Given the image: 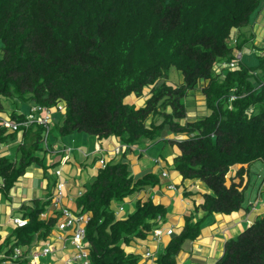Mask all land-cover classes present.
Here are the masks:
<instances>
[{
  "label": "trees",
  "instance_id": "16d2710c",
  "mask_svg": "<svg viewBox=\"0 0 264 264\" xmlns=\"http://www.w3.org/2000/svg\"><path fill=\"white\" fill-rule=\"evenodd\" d=\"M260 9V0H0V113L5 103L17 101L51 111L63 104L57 127L62 138L77 132L98 141L114 138L127 153L143 141L178 146L173 174L200 180L210 191L193 202L184 227L154 262L179 264L184 243L200 236L207 217L247 209L246 170L255 161L264 163V56L257 66L217 69L233 60L235 31L251 25ZM172 68L183 75L178 86L167 83ZM200 87L211 112L182 124L185 100ZM131 95L138 102H126ZM25 118L10 115L16 123ZM7 130L0 126V143L20 144L16 159L0 148L5 196L28 167H45L49 152L42 146L49 143L44 127ZM117 156L98 169L73 209L90 213L85 241L91 264H139L142 256L126 248L146 243L167 224V207L151 197L137 199L132 213L117 216L114 203L161 184L154 172L135 177L126 153ZM60 163L45 171L55 174ZM238 165L248 168L234 171ZM50 180L55 188L58 178ZM183 191L187 198L193 194ZM51 198L23 206L28 223L0 243V264H30L13 261L14 248L29 253L51 238L60 220ZM215 264H264V213L227 241Z\"/></svg>",
  "mask_w": 264,
  "mask_h": 264
},
{
  "label": "crops",
  "instance_id": "0c3cea01",
  "mask_svg": "<svg viewBox=\"0 0 264 264\" xmlns=\"http://www.w3.org/2000/svg\"><path fill=\"white\" fill-rule=\"evenodd\" d=\"M260 2L261 9L254 22L247 27L236 30L234 33L235 37L238 39L239 45L242 43V47L239 49L243 53V59L241 62L242 67L246 66L244 63L245 59L251 62L254 60L259 62V58L264 56V0H260ZM146 92H149V90L146 89ZM4 105L5 113L2 118L0 117V123L5 120H10V115L13 111L18 115H27L33 106L31 105L29 109L22 111L11 110L9 103H5ZM56 109L57 110H52V121L55 120L54 113H57L59 118L64 116L65 107L63 104H59ZM208 111L209 110L206 108L205 110H189L187 117L181 122L182 124L193 122L202 116L210 114L211 111ZM52 121L50 129H52ZM85 138V141L87 142L88 137ZM89 138V143L85 142L80 144L76 146L77 149L75 150L70 148L71 150L68 153L61 151L63 148L62 145L70 144L69 146H73V140H70L72 138L64 140L68 141V143H64L63 140H60L62 143L61 147L47 143L49 152L45 155V167L38 165L28 167L25 174L19 178L17 184L10 190L7 196L0 193V243L3 242L5 238H7L15 229L12 223V218L23 214L22 208L24 205H29L35 199L47 200L50 195L54 194L55 188H51L50 178L52 176L55 180L58 177L52 170L50 172H48L49 170L46 172L45 168L60 161L61 163L59 169L62 170L61 179L66 183L63 204L71 209H74L79 192L84 189L86 184H89L91 179H94L98 169L101 167L99 161L104 159L105 162H110L117 155L126 153V159L129 162L130 168L135 177H140L146 172H154L161 177L160 186L150 189L147 192H141L138 195H135L134 200L142 197H151L156 204L160 203L167 207V221L168 218H171L172 223L167 222L166 225L162 226V229L164 231L172 229L173 233L179 232L184 227L185 214L193 208V202H200L204 194L210 193L206 184L200 180L182 181L181 176L175 175L169 171L164 160H161L160 158L146 159L142 157L145 150H142V153L139 151V154H136L135 150L127 153V147L119 144V142L114 138H108L102 141H98L97 138L90 135ZM167 138L173 139L174 136L170 135L167 136ZM91 139L94 141L93 144H91ZM60 141L58 139L55 140L57 144ZM19 144V142L9 144L0 143V148L2 150H7L6 153L9 157L16 159L17 146ZM169 146L172 147L173 154H169L168 159L169 162L173 163V157L179 153V148L173 144ZM9 150H14V153L11 155ZM117 150H119V153H117ZM147 150L148 149H146V151ZM54 155L57 157V160L54 159ZM94 158L98 159L94 160ZM117 158H120V156H117ZM68 165H70L72 169H69V174H66L65 170ZM89 168L90 170H88ZM247 168L248 166L246 165H238L237 167H234L233 170L235 171ZM164 173L167 175L164 176ZM171 186L173 188H171ZM184 189H187V191H193V194L189 196V198L185 197L183 193ZM261 189L264 191L263 183L260 187V191ZM259 201H262V199ZM259 201L256 199V202ZM260 203H258L257 206H260ZM255 206L256 205L249 203L245 206L247 209L244 211L231 215L215 214L211 217H207L204 221L200 236L194 241H187L184 243L182 251L177 258L179 264H215L223 256L227 241L233 237L236 238L235 236L241 232L242 228L239 229V227H242L246 221L247 225H251L259 215L264 213H258L259 210ZM170 207L173 208L169 213ZM113 209H115L117 216L124 215L123 207L117 209L114 203ZM131 210L132 211L130 213H132L135 209L132 208ZM59 233L60 232L55 230L51 238H55V236ZM70 233L71 232H67V234ZM170 237L171 235L163 234L160 238H156L154 237V234H152L149 237V241L146 243H132L126 248V250L140 254L143 259H141L139 263L143 264L145 261L144 254L149 251L154 256V254H156L159 250H164L170 241ZM55 245L57 250L59 248V244L56 243ZM72 252V247L69 244H67L66 249L57 250L53 256L55 261L53 264L63 263L66 259L73 256ZM1 257H4V253L0 254V258ZM3 264L13 263L5 261Z\"/></svg>",
  "mask_w": 264,
  "mask_h": 264
},
{
  "label": "built area",
  "instance_id": "2783aa9c",
  "mask_svg": "<svg viewBox=\"0 0 264 264\" xmlns=\"http://www.w3.org/2000/svg\"><path fill=\"white\" fill-rule=\"evenodd\" d=\"M236 43V41H234ZM241 54L236 53L234 60L229 64L231 68H235L237 62L241 60ZM226 65H224L225 67ZM52 121V111L47 107L33 105L30 112L26 115V118L23 122L16 123L14 121H2L0 123L1 127H6L9 131H17L20 126L29 127L33 124H38L46 129V140L50 131V124ZM47 146V141L45 142ZM70 151V150H69ZM118 152V151H117ZM102 167L105 166L106 162L104 159L99 161ZM56 176L58 177V182L55 187L54 194L51 198L52 204L51 208H55L60 213V220L56 226V230L60 232L55 238L48 239L44 244L36 245L29 253H25V250L19 247L14 248L12 255L13 261L28 259L30 264H40V259L42 257H47L48 255L54 256V253L60 249H66L67 244L72 247V250L76 252L75 256H72L66 259L61 264H91L89 259L88 246L85 241V229L86 225L90 220L89 213H75L68 206L63 204L64 190L66 183L61 179L62 170H55ZM166 176V174H163ZM171 188H173L171 186ZM78 195H81L79 192ZM48 216L47 213L41 215L42 219H46ZM12 223L15 228H23L27 225L28 221L22 215L14 216L12 218ZM67 232H71L67 234ZM163 234L172 235L173 230L167 229L164 231L159 228L154 232V237L160 238ZM56 243L59 244V248L56 250ZM145 261L143 264H154L155 259L153 254L147 251L144 254ZM12 262V261H10ZM13 263V262H12ZM140 264V263H139Z\"/></svg>",
  "mask_w": 264,
  "mask_h": 264
},
{
  "label": "rangeland",
  "instance_id": "374dc122",
  "mask_svg": "<svg viewBox=\"0 0 264 264\" xmlns=\"http://www.w3.org/2000/svg\"><path fill=\"white\" fill-rule=\"evenodd\" d=\"M244 63L247 65L244 67H249V66L253 67V65L257 66L259 64V62L257 60H254L251 62V61L246 60V59H245ZM182 79H183L182 73L179 72L178 70H176L175 68H172L168 72V78H167L168 84H171L173 86H177L182 82ZM126 102L132 103V102H138V100H137L135 95H131L126 99ZM137 104L141 105V103H137ZM185 104L187 106V112H189V110H205L206 106L204 107V98H203V93H202L201 87H200V89H197L193 94H191V93L189 94V97L185 100ZM9 106H10L11 110L25 111V110L29 109L31 104L30 103L29 104L21 103V102L17 101V103L9 104ZM55 110H57V109H55ZM4 113H0L1 118L4 116ZM54 115H55L54 116L55 120L52 121V126H51L52 130H51V133L49 134V143L50 144H53L54 146H57V147H61L62 143L60 140H63L64 143H68V141H64V140H69L70 138H72L70 140H73V146H69L70 144L69 145H67V144L62 145L63 148L61 149V151L68 153V152H70L69 150H71V149L75 150V149H77L76 146L85 143L86 142L85 137H88L87 138V142H88V140L90 139L89 135L86 133H82V132H77V133H74L73 135L63 137V138L60 137L59 133L57 132V127H58L59 121H61L63 119V117L59 118L57 113H54ZM7 121H10V120H7ZM8 132H10V131L7 130L6 133H8ZM167 136L165 138H167ZM56 139H58L60 141L58 144L55 142ZM90 141H91V144H93L94 141L92 139ZM42 146H44L46 148L45 142L42 144ZM146 149H148V150L146 151ZM142 150H145L142 157H144L146 159L147 158H149V159L150 158H160L161 160H164V162L167 164L169 171L174 173L172 163L169 162V159H168V155L173 154L172 153L173 149L171 146L167 145V143L160 141L159 143L151 144L148 141H143L141 144H139V148L136 150V154H139V151H140V153H142L141 152ZM9 151H10L9 153L11 155L14 153V150H9ZM117 151H119V150H117ZM54 159L57 160V157L55 156ZM69 169H72V167L70 165H68L66 170H65L66 174H69V171H68ZM51 170L54 172V169H51ZM88 170H90V168ZM246 171L249 173V176H247L248 177L247 178L248 185L246 187L244 206H247L249 203H252V204L256 205L255 207H257V209L259 210L258 213L264 212V191H262V189L260 191V187H261V185L263 183V179H264V163L261 161H255L251 164L250 169L246 170ZM91 180H90V182H91ZM86 186H88V184H86ZM80 189H82V188H80ZM134 199H135L134 196H130V197L126 198V200L123 202H116L115 206L117 209H119L120 207H123L124 208V216H127L132 211L131 210L132 208L135 209L136 200H134ZM256 199H258V201L260 199H262V201L256 202ZM258 203H260L259 204L260 206H257ZM172 208L173 207L169 208V213L172 211ZM167 222L172 223V219L168 218ZM249 225L250 224L247 225V221H246L245 224L242 225V227L240 226L239 229L242 228V230L237 236H239L242 232H244L249 227ZM237 236H235V237H237ZM231 239H234V237ZM41 244L42 243L39 242V245H41ZM5 250H6V247H3V252ZM162 252H163L162 249L159 250L158 252H156V254H154V258ZM72 254H73V256H75L76 252L73 251ZM141 259H143V257H141ZM39 262H40V264H53V263H55L54 258L51 254L48 255L47 257H42ZM77 264H80V262Z\"/></svg>",
  "mask_w": 264,
  "mask_h": 264
},
{
  "label": "clouds",
  "instance_id": "9594fccd",
  "mask_svg": "<svg viewBox=\"0 0 264 264\" xmlns=\"http://www.w3.org/2000/svg\"><path fill=\"white\" fill-rule=\"evenodd\" d=\"M234 41H236V43H234ZM231 45L234 47V50H233V55H234V58H235V54L236 53H240L241 54V60L239 61V62H237V65H236V67L235 68H231L230 67V63L234 60V58H233V60L232 61H230V62H228V63H221V64H218L217 65V69H218V71H220V70H224V69H232V70H235V69H237L238 68V66H239V64H241V62H242V59H243V53H242V51L241 50H239V49H236L237 47V45H239V43H238V39H237V37L236 38H234L233 40H232V43H231ZM224 65H226L225 67H224ZM178 86V85H177ZM205 98V97H204ZM188 113V112H187ZM186 117H187V114H186ZM182 123V122H181ZM117 153H119V151L117 152ZM105 161V160H104ZM157 161V160H156ZM101 166V165H100ZM242 166H244V165H242ZM102 167V166H101ZM166 174V173H165ZM167 175V174H166ZM53 196V195H52ZM78 196H80V195H78ZM71 209V208H70ZM71 210H73V209H71ZM74 211V210H73ZM75 212V211H74ZM75 213H79L78 211L77 212H75ZM90 214V213H89ZM161 229H162V227H161ZM56 230V229H55ZM57 231V230H56ZM155 232V231H154Z\"/></svg>",
  "mask_w": 264,
  "mask_h": 264
}]
</instances>
